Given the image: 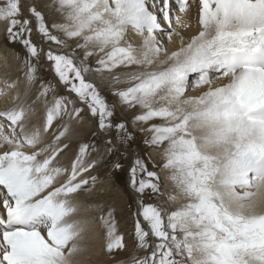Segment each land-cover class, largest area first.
<instances>
[{"label": "snow or ice", "instance_id": "1", "mask_svg": "<svg viewBox=\"0 0 264 264\" xmlns=\"http://www.w3.org/2000/svg\"><path fill=\"white\" fill-rule=\"evenodd\" d=\"M0 29L22 50L0 85V264H78L94 232L114 264H264V0H0ZM121 173L126 260L115 208L78 202Z\"/></svg>", "mask_w": 264, "mask_h": 264}, {"label": "bare ground", "instance_id": "2", "mask_svg": "<svg viewBox=\"0 0 264 264\" xmlns=\"http://www.w3.org/2000/svg\"><path fill=\"white\" fill-rule=\"evenodd\" d=\"M184 22L190 23L191 28L184 31L185 37H189L198 29V23H197V8L195 4L193 7L189 10L188 14L183 17ZM138 37L134 38L132 42L137 43ZM12 47H9V45L5 42L3 31L0 29V85L4 83L5 80H15L17 76L21 75L18 72V56L17 54L11 50ZM10 50V51H9ZM101 86L104 87L102 84ZM24 84L21 83V92H23ZM32 95H35V90H32ZM13 100V93L8 92L6 95H0V110H3L7 107H9ZM37 117H33V119L36 121V123H40L41 120L38 117H41L43 115V106L42 104H37ZM92 127V123L90 121H85L84 127H83V134L81 136L82 139L88 138V129ZM75 149H73L74 151ZM154 159L158 162L160 161L159 153L156 151H153ZM71 156V152L68 154ZM66 161V160H65ZM68 162V161H67ZM66 163V162H65ZM103 167H100L97 169V171H100ZM161 173V172H160ZM162 178L165 181L164 184H166V193H173L174 190L172 188L171 182L168 180L169 172L167 170L162 169ZM103 179V178H102ZM105 181V178L103 179ZM110 188V190H109ZM165 192V190H164ZM120 193H117L113 187L112 182H106L105 188L99 189L97 192L93 193L91 197L88 196V194H82L78 198V202L81 205V215H84L86 217H94L97 216V210L96 205L102 204L103 199L105 198L104 202H107L108 205L115 208V210L118 212V216L121 218H124L120 213H122V203L119 200L120 199ZM123 199V198H122ZM119 203V204H118ZM92 204V207L91 205ZM119 205V210L116 209V205ZM171 207H176L177 204L172 203L170 205ZM93 208V210H92ZM124 212V211H123ZM128 212V211H127ZM126 212V213H127ZM128 214V213H127ZM116 216V212H115ZM121 223V226L128 225L124 222ZM122 220V219H121ZM126 240L128 242V250L126 252H121L118 254L119 259H127L129 253L133 249V243L131 240V237L129 235H126ZM103 241L99 238V234L97 232H94L89 239L85 241V251L78 257V264H114V261L110 260L109 257L105 254V252L102 249ZM100 253V254H98ZM88 259V260H87ZM84 260L87 262L84 263Z\"/></svg>", "mask_w": 264, "mask_h": 264}, {"label": "rangeland", "instance_id": "3", "mask_svg": "<svg viewBox=\"0 0 264 264\" xmlns=\"http://www.w3.org/2000/svg\"><path fill=\"white\" fill-rule=\"evenodd\" d=\"M33 39L35 40L36 39V36H35V33L33 34ZM134 43V42H133ZM9 45V47H12L11 48V50L12 51H14L16 54H17V56H18V54L19 55H22V50L20 49V46L19 45H10V44H8ZM10 51V50H9ZM44 63V58H43V54L41 55V64H43ZM18 66H20V61L18 62ZM101 87H103V86H101ZM33 90H35V88L33 89ZM107 94V93H106ZM108 98H109V100L111 101L113 98L109 95L108 96ZM43 106V105H42ZM117 116H118V118L120 117V113L118 112L117 113ZM88 138H86L85 140H87ZM102 146V145H101ZM71 155H72V153H71ZM151 155H152V157H153V159H154V154H153V151H151ZM66 163H67V160L65 161ZM157 171L159 172V175H160V179H161V181L163 182V191L165 190V197H163L162 198V200H164V201H166V199H167V193H166V184H164L165 183V181L163 180V176H162V169H157ZM99 172V174H100V180L101 181H104L103 179L105 178V175H104V168H102L100 171H98ZM161 172V173H160ZM93 174H96V173H93ZM103 178V179H102ZM112 183L114 184V189H115V191H117V193H120L119 195H120V199L119 200H122V201H120L122 204V209H123V211H122V213H120L122 216H124L125 217V219L124 218H121L120 216H118V212L117 211H115L116 212V220H117V227H118V231L119 232H121V233H124L125 234V236L126 235H129L130 237H131V240L133 241V238H132V236L130 235L131 234V232H132V230H133V219H134V217H133V215H132V213H134L135 211H136V208H137V206H136V203H135V201L132 199V197L130 196V194H129V192L128 191H126L125 190V184H126V175L125 174H123V173H121L120 174V178H119V180H114V181H112ZM109 190H110V188H109ZM123 198V199H122ZM105 201V198L103 199V201H102V204H107V202H104ZM119 204V203H118ZM116 205L115 207H116V209L117 210H119V205ZM91 205V207H92V204H90ZM108 205V204H107ZM92 210H93V208H92ZM128 211V212H127ZM128 214H127V213ZM98 213V212H97ZM99 214V213H98ZM122 219V220H121ZM123 219H124V222L126 223V224H128V225H124V226H121V223L123 222ZM98 233V232H97ZM132 251H133V249L131 250V252L129 253V255L132 253ZM98 254H100V253H98ZM129 255H128V257H129ZM137 255H143V253H137ZM127 257V258H128ZM88 260V259H87ZM87 261L86 260H84V263H86Z\"/></svg>", "mask_w": 264, "mask_h": 264}]
</instances>
